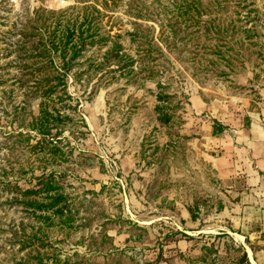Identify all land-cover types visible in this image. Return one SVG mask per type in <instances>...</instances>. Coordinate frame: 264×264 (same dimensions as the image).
<instances>
[{
	"label": "rangeland",
	"instance_id": "374dc122",
	"mask_svg": "<svg viewBox=\"0 0 264 264\" xmlns=\"http://www.w3.org/2000/svg\"><path fill=\"white\" fill-rule=\"evenodd\" d=\"M126 1L98 8L133 62L105 55L114 39L87 44L50 100L29 92L32 60L15 42L42 9L75 1L0 0V264H264V244L217 232L231 191L206 142L231 116L264 112V0H197L195 21L190 0H135L149 5L146 21ZM54 108L66 119L34 129ZM47 194L65 200L24 204Z\"/></svg>",
	"mask_w": 264,
	"mask_h": 264
},
{
	"label": "trees",
	"instance_id": "16d2710c",
	"mask_svg": "<svg viewBox=\"0 0 264 264\" xmlns=\"http://www.w3.org/2000/svg\"><path fill=\"white\" fill-rule=\"evenodd\" d=\"M75 5L68 6L65 9L58 11H49L42 9L40 12L44 14H37L36 18H30L28 22L34 24L35 31H29L27 29H22L20 35L22 36V41L16 43V48L14 50L19 51L18 55H24L22 59L24 60L23 65H29L28 61L32 60V74H35L31 78L32 84H30L29 92L33 97L37 95L54 100V94L58 91V84L63 85L62 91L65 89V76L71 68V62H73L77 57L81 56L82 51L85 49L87 44H107V41H111L116 37V35H110L108 32H102L101 18L105 15V12L111 11V8L117 7L119 1L121 0H74ZM135 0H127L125 2L126 11L130 16L142 19L144 21L148 20L151 16V11L149 10V5L140 1V4H133ZM178 7L180 4L175 3ZM199 1L190 0V2L185 3L184 12L189 13V17L196 15L200 16V10H197ZM105 10L103 12L98 8ZM184 12H182L184 14ZM199 18V17H198ZM197 17L193 16V20H199ZM192 20L191 18H188ZM39 22V24H37ZM137 25V24H136ZM171 29L174 35L177 33L173 29L171 24H165ZM167 27V28H168ZM161 33H164L165 27L161 25ZM131 36L139 40L140 45L144 44L143 36L138 32V27L135 31L130 33ZM35 36H37L35 40ZM142 38V39H141ZM153 38V37H151ZM172 38V37H171ZM31 44L26 43L30 41ZM168 36H165V40ZM174 38L171 39L173 43ZM147 41V42H146ZM170 42V43H171ZM148 48L140 51L137 55L140 57L143 53L145 58L150 56V40H145ZM169 45V44H168ZM122 50V45L113 40L112 45L106 51L105 55H109L113 58H119L122 60L124 56L129 57V63L133 62L132 57L125 52H120ZM160 52V50H158ZM56 59L58 61H56ZM127 62L123 64L125 67ZM60 84V85H61ZM29 85V84H28ZM38 116L34 117L33 120L35 125L34 129H39L42 127V122H62L66 119V116L62 115L57 109L50 111L48 109H41ZM40 142V141H39ZM43 144V142L41 141ZM51 143V142H50ZM56 188L51 184H48L45 191H52ZM32 190H29L30 193ZM37 192V191H35ZM44 199H49L51 202H37L35 200H26L24 204L33 209L37 208H53L55 205H59L65 200L62 194H47ZM64 206H58L55 211L60 215H64ZM195 218V215H191ZM69 220V219H68ZM243 259H246V254L243 253Z\"/></svg>",
	"mask_w": 264,
	"mask_h": 264
},
{
	"label": "crops",
	"instance_id": "0c3cea01",
	"mask_svg": "<svg viewBox=\"0 0 264 264\" xmlns=\"http://www.w3.org/2000/svg\"><path fill=\"white\" fill-rule=\"evenodd\" d=\"M246 117V121H239L231 116V124L223 132L212 133L206 140L217 151L212 158L213 169L231 191L230 204L219 215L227 217V222L222 221L217 232L264 244V112L249 111ZM245 251L253 254L252 250ZM261 251L254 255L264 260ZM250 259L257 264L253 257Z\"/></svg>",
	"mask_w": 264,
	"mask_h": 264
}]
</instances>
